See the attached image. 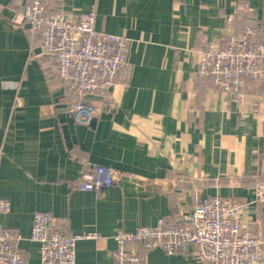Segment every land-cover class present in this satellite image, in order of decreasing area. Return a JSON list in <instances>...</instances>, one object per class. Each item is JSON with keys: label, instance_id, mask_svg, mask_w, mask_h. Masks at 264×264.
<instances>
[{"label": "crops", "instance_id": "0c3cea01", "mask_svg": "<svg viewBox=\"0 0 264 264\" xmlns=\"http://www.w3.org/2000/svg\"><path fill=\"white\" fill-rule=\"evenodd\" d=\"M28 2L0 0V197L11 202L0 226L22 233L29 264H41L30 239L37 210L50 211L66 234H100L77 241L76 264H113L120 231L188 212L212 195L253 200L264 178V79L228 96L198 73L197 60L248 25L264 37V0L59 1L70 13L94 7L98 30L128 39L119 74L127 85L111 89L118 108L101 109L93 125L74 119L75 94L29 41ZM93 165L122 177L102 192L78 190L75 180ZM245 214L251 229L264 231L262 204L251 202ZM142 251L147 264H202L189 250Z\"/></svg>", "mask_w": 264, "mask_h": 264}, {"label": "built area", "instance_id": "2783aa9c", "mask_svg": "<svg viewBox=\"0 0 264 264\" xmlns=\"http://www.w3.org/2000/svg\"><path fill=\"white\" fill-rule=\"evenodd\" d=\"M59 1L29 0L22 23L29 41L39 43L41 52L54 61L64 86L75 94L70 113L89 124L101 109L118 108L111 89L127 85L119 74L128 63V39L98 30L94 7L70 13ZM197 63L202 77L213 78L223 93L236 96L246 82L264 79L260 28L248 25L240 35H229L225 45L211 42L198 52ZM89 95L100 96V102L87 99ZM121 177L113 167L93 165L75 180V187L102 192ZM251 202L264 206V178L256 182L250 202L234 195H212L188 212L165 214L154 225L118 232L116 247L110 251L113 264H147L142 250L155 249L189 250L202 264H264V231L253 230L244 221ZM10 210V200L0 197V214ZM53 221L50 211L34 212L30 239L39 244L41 264H76L77 241L100 238L95 232L66 234ZM23 238L18 230L0 226V264H29L19 247Z\"/></svg>", "mask_w": 264, "mask_h": 264}, {"label": "water", "instance_id": "95a60500", "mask_svg": "<svg viewBox=\"0 0 264 264\" xmlns=\"http://www.w3.org/2000/svg\"><path fill=\"white\" fill-rule=\"evenodd\" d=\"M95 121H96V119L94 118V119H92V121H91V124L93 125V124H95ZM148 183L150 182V180L149 181H147ZM152 182V181H151ZM154 184H158V185H160L161 183H160V181H158V182H155Z\"/></svg>", "mask_w": 264, "mask_h": 264}]
</instances>
